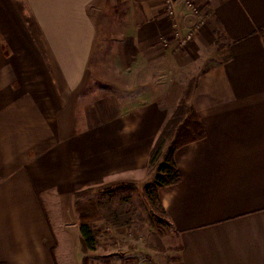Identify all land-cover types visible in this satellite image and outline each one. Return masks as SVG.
I'll return each mask as SVG.
<instances>
[{
	"label": "crops",
	"instance_id": "crops-1",
	"mask_svg": "<svg viewBox=\"0 0 264 264\" xmlns=\"http://www.w3.org/2000/svg\"><path fill=\"white\" fill-rule=\"evenodd\" d=\"M166 2L0 0V264H86L97 249L81 245L74 194L151 181L150 150L194 73L205 135L175 151L180 180L157 191L179 244L169 264H264V0H205L173 60ZM124 4L104 29L127 95L90 86L88 69L102 32L91 8ZM216 36L222 58L182 74ZM167 60L174 77L152 69Z\"/></svg>",
	"mask_w": 264,
	"mask_h": 264
},
{
	"label": "rangeland",
	"instance_id": "rangeland-1",
	"mask_svg": "<svg viewBox=\"0 0 264 264\" xmlns=\"http://www.w3.org/2000/svg\"><path fill=\"white\" fill-rule=\"evenodd\" d=\"M174 1H179L187 7L188 13L176 15L173 11ZM165 6L166 15L171 20L172 26L171 32L161 41L168 51L167 55L172 59L173 54L183 52L187 43L193 41L194 34L192 36L189 34L194 33L195 22L197 25H202L206 17L205 0H167ZM98 8H91L95 22L98 23L97 25L101 24L102 32L101 39L96 41L98 45L91 48L88 69L91 72L95 71L96 78L93 77L89 85L95 84L107 91L127 95L128 92L124 91L125 88L127 89L126 83L131 82L120 74V77L116 76L119 65L115 59V48L107 45V41L111 39L110 35L114 34L110 31L106 32L105 29H112L115 25L124 22L126 10H130L131 7L124 4L111 11L104 5ZM115 21L117 22L114 24ZM215 38L213 47L208 40L202 41L204 43L202 48H206V54L211 55V59L207 57L203 64L199 59L198 66L201 67H196L193 63L186 65L182 68V74L189 75L192 71L195 72L196 68L202 70L213 63L214 59L217 60V57L222 58L223 53L221 54L220 48L216 47L222 44L221 38L218 36ZM197 54L202 55L204 52L200 50ZM168 60L162 64L158 61L154 62L152 69L156 72L166 69L173 73L172 77H174L177 64ZM195 77L196 73L191 79ZM151 171L153 172L152 169ZM145 186L132 182L111 183L89 188L87 193L79 197L74 196L77 215L79 216L78 211L89 215V223L97 238V253L85 257L86 264H169L177 258L179 244L176 235L165 216L157 209L156 201L153 202L150 199L151 195L145 193Z\"/></svg>",
	"mask_w": 264,
	"mask_h": 264
},
{
	"label": "trees",
	"instance_id": "trees-1",
	"mask_svg": "<svg viewBox=\"0 0 264 264\" xmlns=\"http://www.w3.org/2000/svg\"><path fill=\"white\" fill-rule=\"evenodd\" d=\"M196 81L195 77L187 85L183 97L160 129L149 154V168L154 174L144 190L146 194L151 195L150 199L153 202L156 201L157 209L164 216L165 212L157 191L161 187L176 184L180 180L179 169L174 157L175 151L186 144L202 139L205 135L200 116L190 103ZM88 191L85 189L76 192L74 196L79 197ZM78 212L81 245L84 251H94L97 248V238L89 223V215Z\"/></svg>",
	"mask_w": 264,
	"mask_h": 264
}]
</instances>
